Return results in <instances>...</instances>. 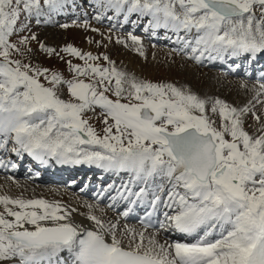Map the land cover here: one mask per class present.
<instances>
[{
	"label": "snow or ice",
	"instance_id": "6c2138e0",
	"mask_svg": "<svg viewBox=\"0 0 264 264\" xmlns=\"http://www.w3.org/2000/svg\"><path fill=\"white\" fill-rule=\"evenodd\" d=\"M94 3L97 19H111L109 11L125 21L137 14L153 35L155 29L172 31L179 51L197 62L264 53V0ZM68 5L0 0V150L11 144V152L42 162L51 157L126 173L127 182L117 189L120 199L151 210L144 230L121 229L118 221L91 213L93 227L87 228L73 221L76 209L60 201L0 195V264H264V120L252 100L237 107L174 83L139 79L117 69L107 55L109 67L89 63L100 57L71 44L62 51L84 64L66 61L70 77L25 62L31 50L22 45L37 37L19 33L32 18L39 24L41 16L50 19ZM130 39L140 43L136 35ZM254 91L252 99L264 104V83ZM97 109L103 135L86 116ZM250 114L259 125L253 131L246 127ZM161 207L164 219L147 233ZM161 230L184 239L161 242Z\"/></svg>",
	"mask_w": 264,
	"mask_h": 264
},
{
	"label": "rangeland",
	"instance_id": "374dc122",
	"mask_svg": "<svg viewBox=\"0 0 264 264\" xmlns=\"http://www.w3.org/2000/svg\"><path fill=\"white\" fill-rule=\"evenodd\" d=\"M84 8L90 13L92 19L100 13L94 10V6H87ZM39 19L40 23L37 24L36 18H32L29 22L28 28L19 33V36H30L35 34L37 37V39L29 40L26 44L22 45L25 49L31 50L29 54L23 57L25 62L30 61L34 65L59 70L66 77H70L71 72L69 71L66 61L71 60L73 63L84 64V61L80 60L78 57L62 51L67 45L71 44L73 47L78 48L82 53L91 52L93 56L100 57V59L89 61V63H98L104 67H109L108 61L103 60V56L107 55L110 60L115 62V67L117 69L135 75L139 79L148 80L154 83H174L177 86H184L185 88L190 89L202 98H219L237 107L243 106L249 100H252V103L255 106V113L261 115V119L264 120V104L257 103L256 100L251 98L252 91L249 88L238 85V82L247 78L241 75L232 77L226 75L222 76L221 69H215V71H213L212 69L204 68L198 65L196 61L186 59V53L180 54L175 52L171 50L172 47H169L166 44H162L161 42H152V44H149L143 40V28H140V32L135 33L131 30L132 26H128L129 29H118V33H115L114 30L108 29L110 26H108V28L103 27L106 25L105 23H107V21L103 22L104 24L101 23V26L93 21H87V23H84V21L78 22L76 20V22H74L73 20H68L67 22L63 21L49 24L45 23L42 17ZM64 24H67L68 27H61V25ZM130 34L140 37V43L133 44L130 39ZM11 39L16 41L18 36L14 35ZM41 44L44 45V48L40 47ZM47 48L55 49L57 53H60V56H62L63 59H60V56L55 54H49L45 50ZM137 48H140L144 55H141L140 52L136 50ZM181 59L185 61L188 60L196 66L197 71L195 74L189 76L185 73L186 70L182 69L180 63ZM216 71L219 72L217 73ZM211 73L215 74L212 76ZM216 74L218 76L216 77L218 84L216 83V87H210L209 80L211 81ZM220 75L222 76L221 78L219 77ZM245 81L252 84H261L256 83L251 79ZM207 89L209 91H205ZM86 116L89 117V122L95 127L98 134L103 135L102 130L104 125L102 123L100 110L97 109L95 113H86ZM213 119H216L217 123L219 122L218 116L213 117ZM249 125L251 127H248ZM246 127H248L249 131H253L255 128L259 127V125L253 120L251 114L247 117ZM25 178L27 179L28 177L26 176ZM16 179L22 183L28 182L22 177ZM38 185L45 186L47 184ZM77 191L79 192V190ZM4 194L11 197L15 196L13 193L8 194L7 191L3 192L0 187V195ZM16 198L26 199L27 195L19 193ZM88 201L92 204L95 203L90 200ZM0 211H3V205H0ZM104 213L106 216H110L111 214L110 212V214L108 213V210H105ZM101 216L104 217L103 215Z\"/></svg>",
	"mask_w": 264,
	"mask_h": 264
},
{
	"label": "bare ground",
	"instance_id": "6f19581e",
	"mask_svg": "<svg viewBox=\"0 0 264 264\" xmlns=\"http://www.w3.org/2000/svg\"><path fill=\"white\" fill-rule=\"evenodd\" d=\"M72 2H73V0H69V5L66 6L62 10V12H60L59 14H52L50 19L46 15L43 17L41 16V17L43 18L44 21L48 20L49 24H55L56 22H63V21L67 22L68 20H73L74 22H76V20H77L78 22L84 21V23L87 21H93L96 24L101 25V23H103L105 20H107V18L103 17V16L101 19H97L96 18L97 16L92 19L90 14L86 10L81 8V7H87V6H92V5L95 6L94 0H74L75 7H72ZM97 10L100 11L98 8H97ZM110 13L112 15V19L110 20L109 24L105 23L106 25L103 27L108 28V26H110L108 29L114 30L115 33H118L119 28L127 29V26L132 25L133 21H135L134 25H136V24L139 25L140 23L143 24L147 21L146 19L139 18L137 14H132L134 17L133 20L130 21V23L122 24V20L120 18L122 15L116 16L113 12L109 11L108 14L110 15ZM140 28H141V26L138 27V29L135 32L138 33V30ZM156 32L157 31H155V35H156ZM151 33L153 35V29L151 30ZM163 35H166V33L159 32L158 36H157L158 37L157 40H154L153 38H150V37L143 38V40L146 42L149 41L150 44H151V41L152 42L158 41V42L166 43V42L172 40V39H169V36H163ZM175 40L176 39H173L172 41H175ZM169 45L174 47L171 50L178 52V53L182 52V51H179L180 48L179 49L176 48L177 46H173L172 44H169ZM179 45H181L180 47H182L181 43H179ZM186 59L193 60V59H190L188 57V55L186 56ZM220 61H222V60H219V59L209 60L205 56L202 59V61H200V62L196 61V63H198V65H200L204 68H209V69H211V67L221 68L223 70V72L226 73V76H228V77H232V75L242 74V73H237V72L227 70L225 67H223V65H221L219 63ZM180 63H181L182 69L186 70L185 73H187V75H189V76H192V74H195V72L197 71L196 66L192 62H189L188 60L185 61V60L181 59ZM216 72L218 73V71H216ZM214 74L211 73L212 76ZM222 76H224V75H222ZM222 76L220 75L219 77L221 78ZM216 77H218L217 74L215 75V77L213 79H211V81L209 80L210 87H212V86L216 87V83L218 84ZM253 78L257 79L255 77V75H253ZM242 80L244 82L240 81V82H238V85L242 86V84H246L247 85L246 88H249L252 91L251 98H253V96L255 95L254 88L258 87L260 84H254V83L252 84V83L246 82L245 79H242ZM254 82L264 83V79L263 80L258 79L257 81H254ZM209 89H211V88H209ZM205 91H209V90L207 89ZM261 99H264V97H262ZM11 147H12V145L9 144L7 146V148L0 150V173L5 174V175L0 174V187L3 190V192L7 191L8 194H10V193L15 194V196H13V198H16L17 195H19V193H24L25 195H27L28 199L44 198V199H47L49 201H60L62 204L69 205L71 208L76 209V211H74L72 213L73 221L75 223L81 224L87 228L93 227V222L90 221L89 219H87L88 215L91 213V214H95V215L101 217L105 221H112V222L118 221L121 229H123L125 225H128V226H131L133 228H136L138 231L144 230V228L141 227L140 225H138L137 223L131 222L129 220H125L126 217H124V215H122V214L119 215L118 213H115V210L111 207V204H107L108 201H110V199H111L110 198L111 193L109 191L99 193V195L97 197L92 196V194H88V196L92 199V201L95 202L92 204L86 198L84 199V197L82 195H85V194H83V193L82 194H77V193L74 194L70 189H67V188H69L68 186H65L66 188H64V187H61L60 185L50 184V183L45 185V186L38 185L40 183H45L47 181L46 179H43V180H36V179L27 180V179H25L28 182H26V183L20 182L16 178L20 175H23L24 163L17 165V167H14L13 165L19 159H21L22 154L14 153L13 157L15 160H13V162L12 161L8 162L9 157L4 159L6 155L3 156V154H5L8 149H11ZM23 156H24V158H27V156L25 154ZM10 164H12V166ZM93 180H94V178L91 179V182ZM47 182H49V181H47ZM34 183L37 185H35ZM71 188H74V187H71ZM22 196H24V195H22ZM24 197H26V196H24ZM89 205H91L92 207L90 208ZM105 210H108V213L109 212L111 213V214L109 213L110 214V216L108 215L109 217L106 216V214L104 213ZM164 211H165V209H164ZM104 214H105V216H104ZM101 215H103L104 217H102ZM122 216L124 217L123 219L121 218ZM29 227H31V226H29ZM156 231L157 230H147V233H153ZM164 233H166L171 239H166L164 237ZM179 234L180 233H177L175 231H173L172 234H169V231H162L161 230V232L158 235V239L161 242H164V241L172 242V241L179 240ZM189 242H191V238H190Z\"/></svg>",
	"mask_w": 264,
	"mask_h": 264
}]
</instances>
